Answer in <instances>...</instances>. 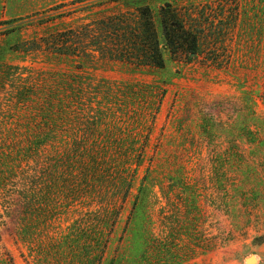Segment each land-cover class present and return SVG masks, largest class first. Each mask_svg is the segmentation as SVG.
I'll use <instances>...</instances> for the list:
<instances>
[{
    "label": "rangeland",
    "instance_id": "1",
    "mask_svg": "<svg viewBox=\"0 0 264 264\" xmlns=\"http://www.w3.org/2000/svg\"><path fill=\"white\" fill-rule=\"evenodd\" d=\"M167 3L195 54L166 46ZM142 7L165 69L87 67L85 31ZM251 256L264 264V0H0V264Z\"/></svg>",
    "mask_w": 264,
    "mask_h": 264
},
{
    "label": "trees",
    "instance_id": "2",
    "mask_svg": "<svg viewBox=\"0 0 264 264\" xmlns=\"http://www.w3.org/2000/svg\"><path fill=\"white\" fill-rule=\"evenodd\" d=\"M149 7L139 8L136 13L108 17L100 24L97 37L95 27L85 31L89 42L80 51L85 56L87 67L120 64L133 72L146 69H165L166 63L161 52L158 31ZM159 23L166 46L175 54L193 55L197 50V39L192 28L187 26L178 10L171 4L163 5L159 11ZM93 46H90L89 43ZM67 52L76 53L77 48L66 43ZM89 47V48H88ZM98 54V58L95 55ZM76 55V54H74ZM140 162H136V167ZM137 170V168H136Z\"/></svg>",
    "mask_w": 264,
    "mask_h": 264
},
{
    "label": "water",
    "instance_id": "3",
    "mask_svg": "<svg viewBox=\"0 0 264 264\" xmlns=\"http://www.w3.org/2000/svg\"><path fill=\"white\" fill-rule=\"evenodd\" d=\"M253 258H254L253 256L247 258V259H246L247 264H253V263H254Z\"/></svg>",
    "mask_w": 264,
    "mask_h": 264
},
{
    "label": "crops",
    "instance_id": "4",
    "mask_svg": "<svg viewBox=\"0 0 264 264\" xmlns=\"http://www.w3.org/2000/svg\"><path fill=\"white\" fill-rule=\"evenodd\" d=\"M253 257H254V256H253ZM255 258H256V257H255ZM256 262H257V258H256ZM256 262H255V263H256Z\"/></svg>",
    "mask_w": 264,
    "mask_h": 264
}]
</instances>
